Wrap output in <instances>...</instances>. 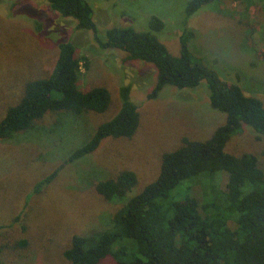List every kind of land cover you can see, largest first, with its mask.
<instances>
[{"label":"rangeland","instance_id":"obj_1","mask_svg":"<svg viewBox=\"0 0 264 264\" xmlns=\"http://www.w3.org/2000/svg\"><path fill=\"white\" fill-rule=\"evenodd\" d=\"M86 1L101 36L112 27L145 31L149 17L156 16L165 24L159 40L177 56L183 30L194 31L191 53L220 79L264 104V0L212 1L187 19L189 0ZM66 41L86 59L78 88L104 87L111 103L103 113L49 112L32 129L0 140V264H70L63 253L72 236L109 229L123 205L97 194L99 181L132 171L137 183L126 197H133L157 177L163 153L177 149L184 138L207 140L225 121L210 107L204 82L193 90L165 86L148 98L156 81L152 65L126 61L119 50H100L89 31L76 29L75 21L53 12L47 0H0V120L26 83L49 75L58 46ZM126 85L139 114L135 135L105 138L94 152L64 164L118 113L119 89ZM225 151L255 154L264 165V137L248 127L228 141ZM56 170L35 193L36 184ZM173 193L183 197L184 187ZM190 194L203 199L199 186ZM101 264L117 263L108 257Z\"/></svg>","mask_w":264,"mask_h":264},{"label":"trees","instance_id":"obj_2","mask_svg":"<svg viewBox=\"0 0 264 264\" xmlns=\"http://www.w3.org/2000/svg\"><path fill=\"white\" fill-rule=\"evenodd\" d=\"M212 1L217 0H189L185 19ZM47 2L53 12L74 20L76 29L89 31L100 50H119L126 54V61L152 65L156 81L148 98L156 97L165 86L193 90L204 82L210 107L225 115L224 123L207 140L184 138L177 149L163 153L157 177L137 195L126 197L137 183L132 171L99 181L97 194L123 205L109 229L73 235L64 258L70 264H101L108 257L117 264H264V165L255 154L237 156L225 151L228 141L245 127L264 137L262 101L204 66L189 50L195 37L190 29L183 30L179 55L174 56L158 38L165 24L156 16L149 17L145 31L112 27L101 36L86 0ZM82 62L86 59L76 56L72 42L60 43L49 75L26 83L18 102L6 109L0 120V140L32 129L49 112H105L111 103L106 88L83 91L77 86ZM130 94L129 85L119 89L118 113L64 164L94 152L105 138L135 135L139 114ZM56 173L39 181L34 192ZM196 186L201 189V202L190 194ZM181 187L183 197L173 196Z\"/></svg>","mask_w":264,"mask_h":264}]
</instances>
